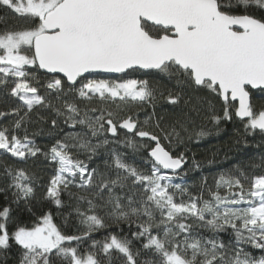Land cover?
I'll use <instances>...</instances> for the list:
<instances>
[{
	"label": "snow or ice",
	"instance_id": "6c2138e0",
	"mask_svg": "<svg viewBox=\"0 0 264 264\" xmlns=\"http://www.w3.org/2000/svg\"><path fill=\"white\" fill-rule=\"evenodd\" d=\"M0 8L20 21L0 16V88L17 102L0 110L11 118L0 124V155L13 161L0 162V193L12 197L0 207V255L15 246L18 264H264V162L251 174L221 172L213 186L202 177L195 193L174 182L201 167L193 155L186 169L176 148L208 135L196 123L203 113L264 134V106L252 94L264 92V0H0ZM40 70L51 78L42 82ZM137 72L174 85L88 78ZM160 101L179 112L158 116ZM33 123L63 135L45 150L28 132ZM102 152V167H90ZM145 152L147 170L130 162ZM39 157L55 166L43 199L58 209L65 193L76 202L71 232L51 210L30 226L13 217V204L32 211L40 185L24 165Z\"/></svg>",
	"mask_w": 264,
	"mask_h": 264
},
{
	"label": "trees",
	"instance_id": "16d2710c",
	"mask_svg": "<svg viewBox=\"0 0 264 264\" xmlns=\"http://www.w3.org/2000/svg\"><path fill=\"white\" fill-rule=\"evenodd\" d=\"M0 16H5L9 24H14L20 22L14 13L8 11L5 8H0ZM3 27V24H0V28ZM35 71V69H30ZM38 79L42 82L46 79L51 78L50 76H45L41 71L35 72ZM59 78V77H58ZM91 78H103L101 76H91ZM128 78H147L150 81H156L160 86H166L172 88L174 81H170L167 78H161L155 75H145L144 73L137 72L131 73L130 75H123L113 79H128ZM5 89L0 88V110H6L10 106H15L17 103L15 100L7 97ZM253 100L257 107L264 106V92L255 91L253 92ZM195 95H205L204 93H195ZM213 103H216L213 100ZM185 108V106L181 105ZM218 107V105H217ZM146 111L151 112V109L148 108ZM157 115H164L165 112H179V109H173L171 106L165 104L163 101H160L156 107ZM40 115L46 118H51L52 113L46 110H41ZM207 113H203L200 118L196 121L197 125L203 126L204 130L208 132V135L196 139L193 137L190 141H185V144L176 148V151H183L188 156V164L185 166L186 169H190L192 165L193 155L197 162L201 164L200 169L189 171L188 175L184 180L179 178L175 179V183H187L189 185H194L190 188V191L196 192L199 189V182L202 177H207V182L209 186H213L215 177L225 171L235 170L239 167L242 171L251 174L252 172L259 171L255 166L260 165L264 162V134H261L259 131L251 134H246L244 130V124L237 117H233L231 121H222L219 125H214L207 118ZM140 119H144V112L141 111ZM11 118L0 119V124H9ZM60 128L63 131H69L62 123ZM199 131V128L196 129ZM28 132L32 135V138L35 142L41 146L43 149L47 150L52 143L55 142L56 138H60L63 133L59 129H53L48 123H33L28 126ZM22 135V132L20 133ZM125 133H121L123 137ZM122 152L130 153V150L125 149L122 145L119 148ZM147 153L137 154L134 162L138 167L144 168L147 170V165L142 162V158H146ZM80 159H85L83 155L80 156ZM107 159L106 155L102 152L100 158L94 160L90 164V167H97L103 164V160ZM7 161L12 163L8 157L0 155V162ZM213 161L212 163H208ZM25 167L34 171L38 177V184L40 187L37 189L36 199L31 201V209L29 212L21 203L19 206L11 205L14 209L13 217L24 224L31 225L35 218L41 215L43 212L51 210L53 213L54 222L61 226L65 231L71 232L74 230V226L77 222V217L75 214L69 216L68 214L72 212L73 207H75L76 202L74 199L70 200L68 195L65 193L62 195V200L64 201V206L57 208L50 201L43 199V193L47 186L49 178L55 174V166L44 161L43 157L37 158L35 161H29ZM2 171V170H0ZM3 181L0 180V186H3ZM73 192L78 191L76 188L71 189ZM206 196V194H205ZM11 194L0 193V207L7 206L11 202ZM82 209L86 208V204H81ZM67 219L68 223L65 225L64 221ZM123 232L119 233L121 235H128L129 230L126 225H122ZM135 230V226H133ZM109 231H115V228L109 230H101L94 234V239L101 240L103 239ZM227 240V236L223 237ZM91 241L85 242L83 249L87 250L88 245ZM136 247H139V244L136 241H133ZM254 255H260L261 253L256 250L253 252ZM20 257V250L17 247H13L7 254L0 255V264H18ZM143 259H152L151 256H145ZM115 264V260L113 261Z\"/></svg>",
	"mask_w": 264,
	"mask_h": 264
},
{
	"label": "water",
	"instance_id": "95a60500",
	"mask_svg": "<svg viewBox=\"0 0 264 264\" xmlns=\"http://www.w3.org/2000/svg\"><path fill=\"white\" fill-rule=\"evenodd\" d=\"M40 71L43 72V70H40ZM57 75H58L59 78L64 79L63 74H57ZM123 75H125V74L124 73H95V74L88 75V77L101 76V77H105V78H117V77H120V76H123ZM252 91L255 92V91H259V90L258 89H254Z\"/></svg>",
	"mask_w": 264,
	"mask_h": 264
},
{
	"label": "rangeland",
	"instance_id": "374dc122",
	"mask_svg": "<svg viewBox=\"0 0 264 264\" xmlns=\"http://www.w3.org/2000/svg\"><path fill=\"white\" fill-rule=\"evenodd\" d=\"M91 79H108V80H113V81H115V79H113V78H91ZM117 80V79H116Z\"/></svg>",
	"mask_w": 264,
	"mask_h": 264
}]
</instances>
